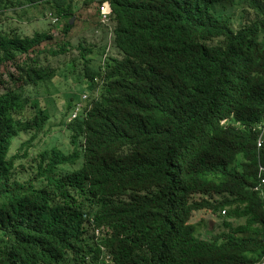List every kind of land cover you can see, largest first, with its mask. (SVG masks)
Returning a JSON list of instances; mask_svg holds the SVG:
<instances>
[{"label": "trees", "instance_id": "1", "mask_svg": "<svg viewBox=\"0 0 264 264\" xmlns=\"http://www.w3.org/2000/svg\"><path fill=\"white\" fill-rule=\"evenodd\" d=\"M51 1L60 18L64 0ZM108 1L117 56L103 59V44L93 65L80 45L85 84L68 117L88 99L65 124L72 150L44 149L26 180L12 143L27 132L18 150L29 144L48 115L28 113L21 89L48 71L17 60L52 36L0 31V65L22 82L0 91V264H99L98 243L107 264H264V0ZM231 6L254 14L234 26ZM200 210L244 221L205 239L190 222Z\"/></svg>", "mask_w": 264, "mask_h": 264}, {"label": "rangeland", "instance_id": "2", "mask_svg": "<svg viewBox=\"0 0 264 264\" xmlns=\"http://www.w3.org/2000/svg\"><path fill=\"white\" fill-rule=\"evenodd\" d=\"M95 6H97L95 0L87 3L84 0H64V3L60 5L64 11L61 12L63 16H60L56 25L51 24L46 18L47 11H54L49 9L51 3H47L46 0H34L33 4H16L5 9L0 6V31L27 36H32L35 32L46 31L52 36L48 42H42L34 52L30 51L29 54L19 55V60H17L18 63H22V61L34 63L36 61L48 71L36 85H24L21 89L27 112L41 108L48 118L44 127L29 144L21 146L18 150L20 143L30 137L27 132H21L13 141L9 154L17 153L19 156L14 162L15 178L26 180L33 176L38 154L44 149L57 146L72 150L73 146L69 144V134L65 124L69 122L67 120L69 101L73 102L79 96L81 85L85 84L82 80L83 63L79 56V47L81 45L93 49L90 56L94 58L92 64L97 65L99 47L105 42L104 31L95 32L97 28ZM231 13L235 18L233 25L237 26L239 20L252 16L254 10L247 6H231L228 14ZM67 23L70 26L67 28V33H64L62 29L66 27ZM61 47L66 48L64 53L52 54L53 51L59 50ZM106 51L105 57L112 54L117 56L116 49L110 52L108 49ZM70 65L72 66L70 67ZM0 75H2L1 92L22 85L18 78L20 77L18 70L15 64L10 61H4L0 65ZM95 94L93 91V96ZM85 103L83 102V105ZM63 117H66L65 123L62 122ZM66 167L69 169L68 166ZM59 171H66V168L60 166ZM224 221L237 225L243 223L244 219L227 215L219 216L217 213L203 210L192 213L190 218V222L196 227L195 234L205 239L225 231Z\"/></svg>", "mask_w": 264, "mask_h": 264}, {"label": "built area", "instance_id": "3", "mask_svg": "<svg viewBox=\"0 0 264 264\" xmlns=\"http://www.w3.org/2000/svg\"><path fill=\"white\" fill-rule=\"evenodd\" d=\"M109 14H110V7L109 4L106 1H102L99 4V16H100V21L101 22H106L109 20ZM47 17L51 20L52 23H55L58 21V17L55 16L53 13L48 12L47 13ZM88 99V95L84 92L81 94V99L76 102V104L74 105V107L72 108L71 114L68 117V121H71L72 119H74L79 112L85 107V104L83 105V102H86ZM264 128V126H263ZM262 144V134L259 135L258 140H257V147H261ZM259 171L260 174H262V178L260 179V182L258 185H256L254 188L258 191H260V193L264 196V167L260 166L259 167ZM225 213V210H222V214ZM96 233H99V229L96 230Z\"/></svg>", "mask_w": 264, "mask_h": 264}, {"label": "clouds", "instance_id": "4", "mask_svg": "<svg viewBox=\"0 0 264 264\" xmlns=\"http://www.w3.org/2000/svg\"><path fill=\"white\" fill-rule=\"evenodd\" d=\"M96 1V0H95ZM99 1V0H98ZM104 1H106L108 4H109V7H110V14H109V20L108 21H106V22H101L100 21V16H99V11H98V17H97V28H96V30H95V32H97V33H101V32H103L104 31V34H103V37L105 38V42L103 43L104 44V46H105V44H106V48L104 49V53L102 54V58H104L105 57V55L107 54V49H109V47L111 46V45H113V40H114V27H115V24H114V22H113V20H112V16H111V14H112V10H111V6H110V3H109V1L108 0H104ZM101 2H99V4H100ZM98 4V5H99ZM48 12H50V11H48ZM47 12V13H48ZM47 13L45 14L46 15V18H48L47 17ZM52 13V12H51ZM55 15V14H54ZM55 16H57L58 17V21H59V16L58 15H55ZM49 19V18H48ZM49 21H50V23L51 24H53V25H56L57 23H58V21L57 22H55V23H52L51 22V20L49 19ZM102 44V45H103ZM101 45V46H102ZM100 46V47H101ZM100 47H99V50H100ZM93 50V49H92ZM99 56V55H98ZM93 60H94V58H93ZM98 63H99V61H98ZM94 65V64H93ZM108 233L110 232V230H108L107 231ZM103 235L105 236L106 235V230L103 232ZM98 245V247H99V249H100V253H99V264H107V263H109L110 262V260H109V254H108V252H107V247L106 246H104L102 243H98L97 244Z\"/></svg>", "mask_w": 264, "mask_h": 264}]
</instances>
